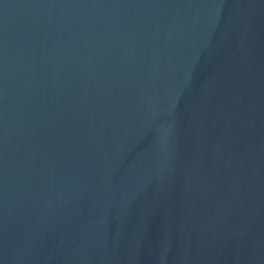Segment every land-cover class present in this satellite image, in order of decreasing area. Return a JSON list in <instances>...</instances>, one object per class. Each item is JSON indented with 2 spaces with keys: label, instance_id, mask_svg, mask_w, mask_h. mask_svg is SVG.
Segmentation results:
<instances>
[{
  "label": "water",
  "instance_id": "obj_1",
  "mask_svg": "<svg viewBox=\"0 0 264 264\" xmlns=\"http://www.w3.org/2000/svg\"><path fill=\"white\" fill-rule=\"evenodd\" d=\"M0 264H264V0H0Z\"/></svg>",
  "mask_w": 264,
  "mask_h": 264
}]
</instances>
